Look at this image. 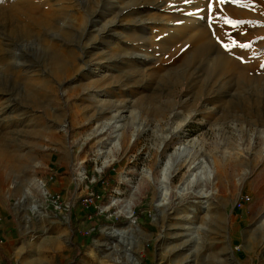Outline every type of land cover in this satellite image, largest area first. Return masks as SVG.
Listing matches in <instances>:
<instances>
[{
	"label": "rangeland",
	"instance_id": "374dc122",
	"mask_svg": "<svg viewBox=\"0 0 264 264\" xmlns=\"http://www.w3.org/2000/svg\"><path fill=\"white\" fill-rule=\"evenodd\" d=\"M82 208L77 264H264L261 0L0 3V264H74Z\"/></svg>",
	"mask_w": 264,
	"mask_h": 264
},
{
	"label": "bare ground",
	"instance_id": "6f19581e",
	"mask_svg": "<svg viewBox=\"0 0 264 264\" xmlns=\"http://www.w3.org/2000/svg\"><path fill=\"white\" fill-rule=\"evenodd\" d=\"M261 2H263L264 3V0H261ZM226 15V14H225ZM212 23L214 24V25H217L218 27H220V28H223V29H228L229 28V26H227L226 24H229L228 22H226V19L224 18V15L222 14V11H220L215 17H214V19L212 20ZM242 39H241V37H239V41H241ZM156 114L158 113L159 114V110H155L154 111ZM106 114L103 112V111H101L100 110V113H99V116L100 117H104ZM98 116V117H99ZM138 143H140V142H138ZM137 143V144H138ZM176 152V151H175ZM176 154H177V152H176ZM172 156H174V155H171V156H169V158L167 159L168 160V162H170V160H171V158H172ZM187 161V160H186ZM206 164H208V161L205 159V158H202V156L201 157H199V158H196L194 161H193V163H192V165H191V167H190V169H191V175L187 178V179H185V181L183 182V185L184 186H188L189 184H190V182H192L194 179V176L197 174V172H201V170L202 169H204V168H206L207 166H206ZM202 171H204V170H202ZM161 177H163V180H162V185H163V183H164V181H165V178H167V175H166V171H161ZM163 190H162V195L165 197L166 195H167V191H165V189L164 188H162ZM202 189V188H201ZM200 194H201V196H203V197H208L210 194L209 193H207V191H205V189H202L201 191H200ZM161 195V196H162ZM261 223L262 224H264V220H262L261 221ZM113 229V228H112ZM117 230V229H116ZM118 231H120V230H118ZM116 232V231H115ZM123 232V231H122ZM114 233V229L112 230V233L111 234H113ZM108 234H110V233H108ZM121 235H122V233H120ZM118 236V235H117ZM111 235H109V237H108V240H110L111 239ZM193 235L191 236V239H193ZM113 239V238H112ZM109 242V241H108ZM118 243V242H117ZM122 244V243H121ZM124 247V246H123ZM128 247V246H127ZM127 247H126V249H125V255L128 253H126V251L128 250L127 249ZM121 249L123 250L124 248H122L121 247ZM117 252H119V251H117ZM120 253H122V252H120ZM121 255V254H120ZM127 256V255H126ZM119 258V257H118ZM128 259H129V257H128ZM131 259H133V258H131ZM115 261V260H114ZM133 264H138V262L136 261L135 263H133Z\"/></svg>",
	"mask_w": 264,
	"mask_h": 264
},
{
	"label": "trees",
	"instance_id": "16d2710c",
	"mask_svg": "<svg viewBox=\"0 0 264 264\" xmlns=\"http://www.w3.org/2000/svg\"><path fill=\"white\" fill-rule=\"evenodd\" d=\"M112 171H113L112 168H109L108 170H106L104 177H106L107 174L108 175H111L112 174ZM106 172H107V174H106ZM101 180H103V178H101L100 181H98V182H96V183H94L92 185L93 186L94 199L96 197H101L100 196V189H99ZM112 184L115 185V182H113ZM77 211H78V209L77 210L72 209L70 211V219H71L70 223H71V227H72L73 233L74 234H77V236H78V241L76 243L77 248L75 250V254H74V257H73V261H72L74 264H77L79 262L80 258L83 256V250H84V248L80 247V245H81V241L80 240L81 239H85V238L86 239L87 238H92V235H90L89 237H83L82 235H79V233H78V227H77V222H78L77 217H78V214L79 213L80 214L85 213V209L82 208L80 212L79 211L77 212ZM144 263H145V261H144Z\"/></svg>",
	"mask_w": 264,
	"mask_h": 264
},
{
	"label": "built area",
	"instance_id": "2783aa9c",
	"mask_svg": "<svg viewBox=\"0 0 264 264\" xmlns=\"http://www.w3.org/2000/svg\"><path fill=\"white\" fill-rule=\"evenodd\" d=\"M53 198H56L55 201H54L55 203H59V201L61 199L60 195L54 196ZM250 200L251 199L248 196L243 195L241 197V199L238 201V204H237L238 209L239 210H243L244 207L250 202Z\"/></svg>",
	"mask_w": 264,
	"mask_h": 264
},
{
	"label": "snow or ice",
	"instance_id": "6c2138e0",
	"mask_svg": "<svg viewBox=\"0 0 264 264\" xmlns=\"http://www.w3.org/2000/svg\"><path fill=\"white\" fill-rule=\"evenodd\" d=\"M3 0H0V3H2ZM219 3H225L227 2V0H218ZM232 2H238V0H232ZM228 23H232L230 21H227ZM238 23V22H237ZM232 26L235 27L236 26V23H232ZM245 47H249L248 45H245Z\"/></svg>",
	"mask_w": 264,
	"mask_h": 264
}]
</instances>
